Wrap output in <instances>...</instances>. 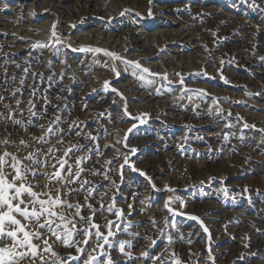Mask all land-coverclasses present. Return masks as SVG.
I'll return each instance as SVG.
<instances>
[{"label":"rangeland","instance_id":"1","mask_svg":"<svg viewBox=\"0 0 264 264\" xmlns=\"http://www.w3.org/2000/svg\"><path fill=\"white\" fill-rule=\"evenodd\" d=\"M255 3L259 7L252 0H0V153L23 157L35 148L85 146L69 163L75 172L76 157L90 156L81 180L103 187L87 201V191L61 199L79 203L81 215L91 216L105 235L108 221L119 225L109 238L115 246L105 245L114 264H264V0ZM37 42L47 46L34 48ZM88 47L138 61L159 75L144 74L141 81L132 67L103 51L77 50ZM57 116L61 133L50 144L36 143L40 126ZM21 139L32 146L18 148ZM97 145L98 152L89 151ZM54 163L49 156L48 167L36 166L43 175L26 183L38 185L37 193L51 190L53 197L57 188L66 193L80 187L50 182ZM96 170L108 178L93 175ZM55 210L76 229L94 233L73 209ZM45 235L57 254H43L48 264L80 255L76 247L91 252L97 245L94 235L89 245L73 247ZM120 240L131 243L125 245L131 257L119 251ZM34 243L43 248L40 240Z\"/></svg>","mask_w":264,"mask_h":264},{"label":"snow or ice","instance_id":"2","mask_svg":"<svg viewBox=\"0 0 264 264\" xmlns=\"http://www.w3.org/2000/svg\"><path fill=\"white\" fill-rule=\"evenodd\" d=\"M253 7H259L255 3V0H252ZM126 11L120 13V15H125ZM151 14V13H150ZM55 25H53L52 37L56 38L57 43H59V38L55 32ZM73 27H75L73 25ZM46 47L47 45L41 44L37 42V44L33 45V47ZM78 51H88V52H104V55L111 57L113 60H121L122 63L127 66L132 67L133 75L137 76L141 81H145L147 77L144 74H148L151 76H158V73H152L150 69L143 68L138 61H124L118 54L108 52L106 50H102L99 48H80ZM264 60V57L260 58ZM224 61H221L223 64ZM19 67V66H17ZM116 72V69H112ZM127 70V69H126ZM27 71V69H25ZM116 75L119 76V72H116ZM180 76L179 73L176 74ZM207 75V73H204ZM162 79H167V74H165ZM221 79H225L221 76ZM180 82L183 84V77H180ZM227 83V80L225 79ZM110 82L105 81V88L108 87ZM23 84V80L21 81ZM113 91H116L113 89ZM15 95V94H13ZM3 97H0L2 100ZM19 103V102H18ZM35 105L30 102V113L34 117L36 113L31 111ZM124 113L126 116H130L127 108L125 107ZM11 118V116H9ZM60 117H55L49 125L45 128L44 125L40 126V132L42 135L33 137V140L38 144H50L51 139L56 137L58 133H61L59 129ZM132 119L136 120L139 117H132ZM143 122V121H141ZM15 124H21L20 120H15ZM32 123V121H29ZM136 125L133 124V128ZM245 128L249 127V125L245 124ZM71 131V127L69 129ZM129 132L132 129L128 130ZM79 135V133H77ZM88 138L96 141L97 137L92 136L90 133ZM227 138V137H225ZM60 144H63L64 141L62 139H58L57 141ZM12 142L9 140L3 141V144H11ZM16 146V145H14ZM28 141L21 139L19 141L18 148L23 147H31ZM126 146V145H125ZM83 145H73L62 152L60 149L53 147L48 148V151L45 152L42 148H35L32 152H29L26 156L20 157L18 153L8 152L7 150L0 153V264H23L25 261H31L32 264H35L37 259L41 260V264H48L47 261L44 260V253H51L53 256L57 254L53 251L52 246L49 244V239L45 235V233L54 236L56 240L61 241L66 247H73L75 244H84L89 245V239L91 235H94L97 241L96 248H93L92 251H88V247H76V252L80 255L77 256H69L67 260L61 259L57 262V264H69V261L75 262V264H114L109 255V252L105 249V245L108 246V249H112L115 245L110 242L109 238L113 236L112 228L115 225L117 230H119V225L115 224L113 221L107 222L108 232L107 235L101 233L99 231L101 225L91 223L92 217H84L81 215L82 206L79 203L72 204L63 199L62 196L71 195L73 193H77L80 191H87V196H85V201L89 198L93 197L95 193L98 192L99 188L103 187V185H96L94 187H89L91 184L90 181L81 180V176L84 172L83 164L90 159V156H77L75 159V172H73V164L69 163L72 158V155L77 151H81L84 149ZM107 147V146H106ZM91 152H98L99 146L96 148L90 149ZM133 152L136 149H132ZM56 153H60L59 158L56 157ZM52 156L53 159L56 160V163L51 166L56 169L54 173L47 177V179L52 182L60 183L62 186H69L72 184H79V188L68 187V191L66 193L62 192L61 188L56 189V196L53 197L51 195V190L45 193H37L33 189L38 185H32L30 183H26L29 176L35 178L37 175H43V173H38L36 171V166L41 168L48 167V157ZM38 157H42L39 159ZM125 164H128V157H123ZM25 161H28V164H25ZM107 164L111 165L113 161H106ZM125 165H121V176L122 169ZM108 171H111L109 168ZM93 175L103 174L105 179L108 178L107 173H101L100 171H92ZM144 175V173H141ZM11 177V178H10ZM113 184L115 182L113 181ZM47 187V185H45ZM155 187V185H153ZM47 196V199H41V196ZM106 195V194H105ZM103 199V197H101ZM181 205L184 204V201H180ZM87 208L92 209V205L90 203L86 204ZM68 208L74 210V216L78 217L81 223H88L91 226V229H94V233L90 231L89 228L84 229H76V224L73 220H67L65 214L63 212H58L55 209L57 208ZM131 208V205H129ZM167 207V203H166ZM103 210V205L101 206V211ZM108 211L112 212L111 206H109ZM169 212H175L173 209L168 208ZM116 216H122V210H116L114 213ZM19 217V218H18ZM191 219L197 220L198 218L192 216ZM25 221V222H22ZM72 224V228L69 229L68 225ZM155 223V221H153ZM32 225H35V228H32ZM43 229L44 232L40 230ZM205 231L207 229L205 228ZM83 235L86 237L83 241H73V237L76 235ZM6 240H10L11 244H5ZM34 240H40L43 244V248L41 249V245L34 243ZM102 241V243H101ZM171 237H169V243H171ZM116 243L119 244V251L124 255L131 257L130 252L125 251V245L131 248V243L129 241L120 240ZM152 245L156 244L155 240L151 241ZM99 249V255H93V252H96ZM86 255V259L84 256ZM142 255L144 257H148L149 253L147 251L143 252ZM100 256L105 257L104 260L100 259ZM153 260H159V257H151ZM163 264V261H161ZM173 264H179V261H174Z\"/></svg>","mask_w":264,"mask_h":264},{"label":"bare ground","instance_id":"3","mask_svg":"<svg viewBox=\"0 0 264 264\" xmlns=\"http://www.w3.org/2000/svg\"><path fill=\"white\" fill-rule=\"evenodd\" d=\"M8 42V41H7ZM11 44V43H10ZM115 44V43H114ZM94 45V44H93ZM22 46V45H21ZM135 47V46H134ZM136 47H138V48H140L139 46H136ZM5 49V48H4ZM75 62V61H74ZM147 62H149V61H147ZM77 64V63H76ZM75 64V65H76ZM146 64V63H145ZM78 66V65H77ZM76 66V67H77ZM79 67V66H78ZM136 86V85H135ZM134 87V86H133ZM131 90V89H130ZM135 93V92H134ZM133 96V95H132ZM161 103V102H160ZM155 105H157V101H156V104ZM165 105V103L164 102H162V105L161 106H164ZM148 107V106H147ZM160 107V106H159ZM161 108V107H160ZM176 108H180L179 106H176ZM162 109V108H161ZM158 109H154V113H156V111H157ZM153 112V111H152ZM177 114H179V113H177ZM254 115V114H253ZM149 116V115H148ZM152 116V115H151ZM154 116H156L155 114H154ZM251 116H252V114H251ZM183 117V116H182ZM258 117V116H257ZM256 117V118H257ZM262 117V116H261ZM180 118V117H179ZM251 118V117H250ZM186 119V118H185ZM188 119H189V117H188ZM190 120V119H189ZM205 122V121H204ZM263 123V122H262ZM210 208V207H209ZM217 209V208H216ZM202 211V210H201ZM214 214V213H213Z\"/></svg>","mask_w":264,"mask_h":264}]
</instances>
